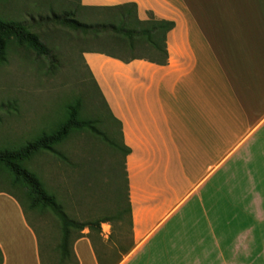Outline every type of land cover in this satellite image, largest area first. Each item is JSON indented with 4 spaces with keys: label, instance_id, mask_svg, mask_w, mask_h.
Segmentation results:
<instances>
[{
    "label": "crops",
    "instance_id": "0c3cea01",
    "mask_svg": "<svg viewBox=\"0 0 264 264\" xmlns=\"http://www.w3.org/2000/svg\"><path fill=\"white\" fill-rule=\"evenodd\" d=\"M126 3L136 5L140 20L151 13L174 26L166 34L164 65L85 55L129 149L124 165L131 225L119 238L127 247L119 243L97 252L81 237L73 243V260L106 264L98 256H111L119 258L114 264H129L142 256L141 264H236L238 235L224 241L216 235L222 213L217 205L210 234L198 249L149 244H166L175 217L195 193L210 191L227 167L225 216L235 192L239 199L264 194V0H80L84 7ZM238 172L245 188L237 186ZM248 208L250 215L256 209L261 229L255 234V218H247L245 260L264 264V200L253 198ZM256 241L261 250L255 254ZM0 252L1 264H47V247L42 254L26 213L6 192H0ZM175 257L185 259L179 263Z\"/></svg>",
    "mask_w": 264,
    "mask_h": 264
},
{
    "label": "rangeland",
    "instance_id": "374dc122",
    "mask_svg": "<svg viewBox=\"0 0 264 264\" xmlns=\"http://www.w3.org/2000/svg\"><path fill=\"white\" fill-rule=\"evenodd\" d=\"M76 3L77 0H0V16L27 25L49 50L48 57H38L31 50L13 46L9 49L6 63L0 64V148L24 144L43 128L58 124L64 114L63 107L78 97L84 99L82 111L85 116L94 118L102 114L100 101H96L93 96L87 97L86 70L91 73L109 107L107 97L85 62L86 54H98L89 52L96 48L95 44L76 31L55 25L50 19L52 15L71 10ZM51 62L56 67L49 70ZM102 118L106 119L104 115ZM104 125H110L112 131H106L101 123H97L95 127L100 135L89 131L70 134L56 147L62 158L40 153L25 164L29 171L40 178L45 189L55 196L69 219L77 222L101 218L107 220V226L101 224L99 230L85 228L81 231V236L90 239L97 252L110 251L119 243L127 247L129 242L124 239L119 242V238L128 234L131 225L130 212H127L129 191L125 157L104 140L105 134L117 144L120 143L113 125L110 122ZM239 172L237 186L245 188V179H241ZM210 185V191L195 193L175 217L167 230L169 239L166 244L162 245L161 241L156 242L155 239L149 246L159 244L160 247L175 250L198 249L203 244L201 239L210 234L217 205L218 212L222 213L219 215L220 228L216 235L221 236L223 241L229 235L232 238L238 235L234 243L238 254L235 261L236 264H247L244 255L245 231L251 223L247 218L252 220L254 216L255 234L261 225L256 221V209L250 215L251 209L247 210L246 204L253 198L256 201L257 197L264 200V194L250 193L239 199L235 192V204L225 216V208L221 210V206L230 199L228 167L225 176ZM0 191L22 199L20 190L7 182L0 183ZM26 215L37 234L42 254L47 247V264H76L73 259L59 261L57 245L61 227L52 213L27 209ZM229 216L232 219L226 224ZM74 236V233L71 234V238ZM254 249L255 254L261 250V242L256 241ZM98 258L104 259L106 264H114L119 259L111 256ZM184 259L175 257L179 263ZM144 260L138 256L129 264H141ZM257 261L255 258V264Z\"/></svg>",
    "mask_w": 264,
    "mask_h": 264
},
{
    "label": "trees",
    "instance_id": "16d2710c",
    "mask_svg": "<svg viewBox=\"0 0 264 264\" xmlns=\"http://www.w3.org/2000/svg\"><path fill=\"white\" fill-rule=\"evenodd\" d=\"M50 19L55 25L76 31L93 42L96 48L89 52L103 54L123 63L145 60L158 65L166 63V34L174 26L173 22L156 19L151 13H148L146 20H140L134 3L111 7H84L80 4V0H77L71 10L61 15H52ZM13 46L31 50L38 57L49 56L48 48L27 25L0 16V64L6 63L9 49ZM55 67V63L51 62L49 70ZM86 73L88 76L87 97L93 96L96 101H100L102 114L94 118L85 116L82 111L84 99L78 97L63 107L64 114L59 125L55 123L43 128L24 144L0 148V183L7 182L11 187L18 188L22 199L6 193L17 200L25 213L27 209L47 210L58 219L61 237L57 251L61 262L74 259L71 245L82 237V230L85 228L99 230L100 225L107 220L101 218L77 222L69 219L55 196L45 189L40 178L29 171L25 164L40 153H50L57 158H62L56 147L74 132L89 131L100 135L95 127L97 123H101L106 131H112L110 125H104L110 122L120 143L117 144L105 134L104 140L109 146L121 151L123 157L129 153V149L121 141L119 121L113 117L91 73L88 70ZM103 115L106 119L102 118ZM73 233L75 236L71 238ZM1 262L0 252V264Z\"/></svg>",
    "mask_w": 264,
    "mask_h": 264
}]
</instances>
